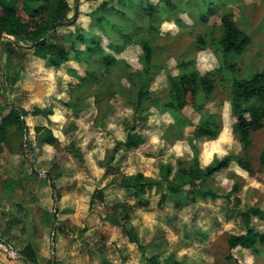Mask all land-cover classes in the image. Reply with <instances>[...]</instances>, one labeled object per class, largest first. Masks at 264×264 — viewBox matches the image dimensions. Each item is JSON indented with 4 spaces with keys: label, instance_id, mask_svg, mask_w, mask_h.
<instances>
[{
    "label": "rangeland",
    "instance_id": "1",
    "mask_svg": "<svg viewBox=\"0 0 264 264\" xmlns=\"http://www.w3.org/2000/svg\"><path fill=\"white\" fill-rule=\"evenodd\" d=\"M103 1L79 0L76 23L97 36L100 30L88 13ZM107 1L109 7L123 9L108 14L115 25L108 36H101L105 51L116 59L109 67L96 53L90 61L73 56L62 68H52L34 53L29 41L21 42L24 47L16 45L11 54L5 43L14 37L0 39V103L6 100L29 111L34 106L52 107L54 112L49 117L22 116L29 131L13 127L16 152L10 143L11 149L6 147L0 155V264H33L20 254L28 243L39 264H146L142 247L166 264H236V260L264 264L263 254L241 246L232 249L233 259H226L228 238L246 232L242 212L253 206L264 210V165L259 162L264 126L245 146L231 108L234 79L264 71V0H214L217 10L206 22L200 16L204 0H135L127 5ZM69 2L72 17L76 0ZM148 3L157 9L152 18L145 13ZM227 12L251 37L243 54L229 58L235 71L224 64L217 43L221 17ZM71 21L57 28V37L52 30L48 36L67 43V34L75 28ZM199 34L205 45L198 43ZM145 38L154 49L148 75L141 45ZM193 68L202 74L216 71L215 91L208 99L199 91L196 106L187 105L182 114L174 112L166 106L171 97L169 76ZM140 89L146 93L139 102ZM135 104L140 105L137 110ZM211 113L220 114L216 139L197 138L193 124L179 121L184 115L200 123ZM38 125L51 129L57 143L40 142L47 130L38 133ZM129 133L141 134L144 142L131 148L120 145L109 161L116 143ZM226 155L248 159L255 169L249 172L232 160L205 181L204 187L220 195L238 184L230 198L186 194L164 199L165 184L138 194L111 183L140 171L157 177L166 163L173 165L171 177L180 180L179 160L188 165L198 159L204 167ZM33 163L38 171L50 173L55 188L47 175H33ZM98 188L102 193L91 205ZM113 214H119L126 230L138 234V243L108 218ZM251 224L264 231L263 218L252 216Z\"/></svg>",
    "mask_w": 264,
    "mask_h": 264
},
{
    "label": "trees",
    "instance_id": "2",
    "mask_svg": "<svg viewBox=\"0 0 264 264\" xmlns=\"http://www.w3.org/2000/svg\"><path fill=\"white\" fill-rule=\"evenodd\" d=\"M13 0H0V39L7 36H13L14 39L21 43L23 40L29 41L30 46L34 49V53L45 58L48 66L60 69L65 63L71 60L74 56L76 60L90 61L96 53L103 55V62L107 67L115 63V57L107 53L100 43L101 36L109 34L115 25L110 22L111 12L121 11V7H109L108 1H103L96 10L88 13L94 25L98 26L100 32L94 30H86L78 23L76 18L80 14L79 0H76L75 13L69 16L72 10V5L69 0H21L20 5L11 4ZM135 0H118V5L133 4ZM168 2L165 3L167 7ZM203 10L201 11V21L206 22L209 16L213 15L217 8L214 0H204L202 3ZM156 7L148 3L146 11L149 17H153ZM73 20L71 24L75 25L74 31L67 34L66 42L56 41L53 38L57 37V28L65 26L67 22ZM222 31L217 43L224 52V64L230 71L237 69L235 63L230 61V56L233 54H243L251 43V37L248 33L239 28L236 20L230 12H227L221 17ZM54 27V28H53ZM53 28V29H52ZM52 30L54 37L48 36ZM52 37V38H51ZM198 43L206 44V39L203 35H198ZM10 53H14L18 48L13 41L5 43ZM22 44V43H21ZM142 47L144 51V59L146 63L145 74L148 75L149 67L151 66L154 49L147 38L143 39ZM22 47V46H21ZM19 47V48H21ZM24 47V46H23ZM2 57L0 53V83L2 71ZM216 71L211 70L202 74L198 69L193 68L189 71H181L176 75L169 76L170 85V100L166 103L174 112L182 114L183 109L187 105L196 106L197 95L199 91H203L206 98H210L215 91V75ZM146 91L140 89L138 92V101L143 98ZM140 105L135 104L137 110ZM232 113L236 117L235 128L239 133L241 141L245 146L251 141L253 132L260 130L264 126V71H257L246 78L234 79L232 85L231 96ZM52 107L34 106L33 110H27L24 107H19L14 103H8L4 100L0 103V155L6 147L13 145L11 143L12 128L29 131V126L24 122L23 117L28 114L34 116L49 117L53 114ZM220 114H206L200 123L188 121L184 115L179 118L182 124H193L195 126L194 133L197 138L216 139L219 136L221 122ZM23 116V117H22ZM38 133L43 130L47 132L40 136V142L55 144L57 137L52 133V130L47 126L38 125L36 127ZM144 137L141 134L129 133L126 140L118 141L113 149L109 161L113 160L116 151L120 145L127 148L137 147L144 142ZM11 143V145H10ZM12 151L16 152L14 145ZM232 160L249 172H254L255 169L252 163L241 156L226 155L221 159H216L207 166H201L196 159L191 164H185L179 160L176 176L180 180H175L171 177L173 173V165L171 163L162 164L160 166L157 177H147L143 172H137L134 175L123 177L120 181L112 180V184L119 185L127 189H134L138 194L144 193L146 188L153 186L166 185L168 193H163L162 198L168 195L181 198L186 194H191L192 197L200 196L202 198H217L223 196L230 198L233 192L238 191V184H234L231 191L220 195L210 187H204L205 181L216 172L229 166ZM260 165H264V147L259 158ZM36 176L35 174H33ZM102 193V188H98L92 195L91 205L94 203V197ZM178 201V199H176ZM148 204V201H144ZM246 222V232L241 234H232L228 238L229 254L227 260L233 259L232 249L241 246L252 250L256 254H263L264 257V231H261L251 224L252 216H259L264 219V210L260 207L253 206L242 212ZM112 221L120 225L126 230L125 224L119 214L110 215ZM132 242H139L140 238L137 233L126 230ZM143 250V259L146 264H166L161 261L157 254L148 255L145 249ZM25 259L33 264H39L36 251L31 243H28L21 251ZM176 262V261H175ZM236 264H244L238 260ZM177 263V262H176Z\"/></svg>",
    "mask_w": 264,
    "mask_h": 264
},
{
    "label": "water",
    "instance_id": "3",
    "mask_svg": "<svg viewBox=\"0 0 264 264\" xmlns=\"http://www.w3.org/2000/svg\"><path fill=\"white\" fill-rule=\"evenodd\" d=\"M71 22H73V21H71ZM54 28V27H53ZM52 28V29H53ZM13 42H14V44L15 45H18V46H26V45H23V44H21V43H18L15 39H13ZM32 172L33 173H35L36 175H47L48 177H49V181H50V184H51V186L53 187V188H55V185L53 184V180H52V176L50 175V173L49 172H40V171H38L37 169H36V167H35V163H33V165H32ZM57 213H58V207H55V214L57 215ZM57 217V216H56ZM55 237V233L53 234V238ZM21 254V253H20ZM22 255V257H24L25 258V256L23 255V254H21ZM53 255H54V247H53ZM53 264H54V261H53Z\"/></svg>",
    "mask_w": 264,
    "mask_h": 264
},
{
    "label": "crops",
    "instance_id": "4",
    "mask_svg": "<svg viewBox=\"0 0 264 264\" xmlns=\"http://www.w3.org/2000/svg\"><path fill=\"white\" fill-rule=\"evenodd\" d=\"M36 175V174H35ZM38 175H36V177H37Z\"/></svg>",
    "mask_w": 264,
    "mask_h": 264
}]
</instances>
